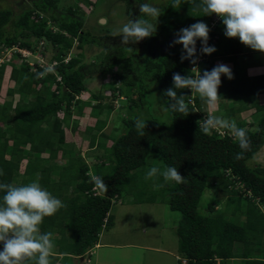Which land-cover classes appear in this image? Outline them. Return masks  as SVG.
<instances>
[{
	"label": "trees",
	"instance_id": "obj_1",
	"mask_svg": "<svg viewBox=\"0 0 264 264\" xmlns=\"http://www.w3.org/2000/svg\"><path fill=\"white\" fill-rule=\"evenodd\" d=\"M82 1L84 4L90 3V0ZM33 7L42 13L44 8L50 7L55 14H60V11L51 5L45 7L43 4L33 3ZM156 7L161 9L162 14L158 21H154L157 23V31L140 43L139 57L135 56L137 51L124 46L126 53L121 51L116 57L105 55V59H112H104L103 65L93 70V65H85L80 60V54V57H73L66 64L60 62L54 67L56 74L61 76V82L56 81V88L53 90L48 88L49 83L56 80L53 72L39 77L42 69L33 72L27 63L16 67L13 62L22 59L18 53L11 57L10 78L15 82L16 89H9L8 94L17 91L22 98L14 108L11 107V102L0 107L3 109L0 120H4L8 125L14 122L18 126L17 130L12 132H9L10 129L0 128V171L3 173L0 175V183L22 186L38 182L51 193L52 190H63L62 194L52 195L59 198L64 207L55 215L44 218L39 227L41 233H59V239L52 240L54 246L66 254L82 255L94 246L102 230L113 224V216L109 213L112 199L120 198L123 193L134 192L138 203H151L156 200L181 213L175 233L178 251L187 260L186 264H219L218 261L221 260H237L239 264H264V216L261 213V207H264V166L247 165V161L264 145V105L253 103L261 116L254 130L246 129L250 149L245 151L243 158L239 160L235 159V156L241 149L234 142L230 132L220 134L213 131L209 136L198 131L197 122L200 121V115L197 109L201 105L198 94L193 95L190 89L177 90L178 95H185V101L189 105L188 116L165 110L170 101L164 92L173 86V75L180 73L182 76L194 77V72L189 67L191 62H182L177 52V48L182 45L171 46L174 35L180 31L179 21L182 18L187 26L201 21L206 23L210 28L209 46L221 47V54L228 56L230 60L241 52V43L238 38L230 39L224 35L225 26L215 14L203 16L200 10L183 2L180 9L176 10L172 8V0ZM34 11L29 8L23 11L14 21L17 33L6 36L3 28L11 21L12 12L0 10V46L17 45L31 48L33 40H44L54 50L51 59L61 61L72 48L73 38L78 40L77 48H82L80 44L83 41L93 42L92 39L87 40L88 33L83 29V20L74 15L73 9L69 8L68 16L61 17L57 24H53L46 16L38 20L39 14L34 17ZM33 17L36 19L31 20ZM215 17L218 19L212 28L210 23ZM47 21L56 27L55 31ZM19 37L22 40H18ZM201 47L198 40L197 55ZM14 58L18 59L13 61ZM119 59L124 61L121 64L122 71L117 75L118 79L126 86L128 93L131 90L132 95H135L131 100L134 106L137 109L144 107L142 116L148 126L145 136L141 137L134 125V120L138 117L123 119L124 131L103 137L111 140V144L107 145L103 140L97 141V134L101 133L104 122L96 121L92 126L87 125L85 133L89 135L88 146L103 151L101 163L94 165L90 170L83 157L71 156L74 151L71 144L65 142L64 126H70L71 108L77 104L78 96L84 87V78L95 73H104L108 62L118 64ZM3 66L2 63L1 68ZM206 70L211 71L212 68L206 64L201 75ZM243 83H249L251 88L243 92ZM38 84L40 89L35 87ZM153 92L160 96L156 108H161L162 114L153 112L155 106L150 105L151 107L147 108L143 100V95ZM240 93L243 98L256 100L258 94L264 93V75L244 78L238 76L226 84L221 83L219 99L240 100ZM47 95H50V99L46 98ZM98 97L102 100L96 99V102L94 99L93 106L98 107L100 112L112 108L109 105L103 109V99L106 97ZM189 98H192L193 104L189 102ZM84 101L81 103H88ZM77 108L80 111L82 106L77 105ZM10 110L13 111L12 115ZM58 113L62 114L61 117ZM163 115L166 116L165 120ZM76 127V124L72 125L71 129L75 130ZM54 132L57 137L51 135ZM9 134H12L11 144L8 142ZM22 142L29 143V151L23 177L17 182L18 170L15 163L18 165L25 156L22 154L23 150L18 148V143ZM41 150L46 151L50 158H55L60 151L67 157V166L65 165L57 175L51 174L52 167L46 164L49 160L47 157L37 155L36 159H33V153H39ZM7 154L15 163L5 160ZM156 162L158 166L154 165ZM148 163L151 164L150 167H158L161 170L168 166L176 167L184 177L183 183L165 182L162 176H158L157 188L151 187L148 191H143L145 186L138 181L145 179L150 168L147 166L146 169ZM91 175L103 178L108 190H94V185L90 182ZM211 184H223L216 188L227 192V201L232 204L231 213L239 212L243 215L239 223L229 217L224 218L222 213L215 211V198L208 205L201 204V198L210 189ZM146 194L150 198H143ZM3 195L4 193L0 192V202ZM256 252H260L261 257H256ZM56 260L57 256L50 255L51 264Z\"/></svg>",
	"mask_w": 264,
	"mask_h": 264
},
{
	"label": "rangeland",
	"instance_id": "obj_2",
	"mask_svg": "<svg viewBox=\"0 0 264 264\" xmlns=\"http://www.w3.org/2000/svg\"><path fill=\"white\" fill-rule=\"evenodd\" d=\"M8 4V7H13L12 12V19L11 21L4 26V33L6 36H10L17 33V29L14 26V21L16 20V17L29 5L26 4V2H16L15 0H3ZM2 0H0V8L2 7ZM53 1V4H52ZM169 0H90V3H83L82 0H37L40 4H43V6L51 5L53 7H56L60 11V14H55L54 10H51L49 8H44L43 13H40L41 16L37 18L38 20L45 18L46 16L48 19L50 18L53 22V24H57V22L60 20L61 17L68 16L69 12L67 10L73 9L74 15L77 17H80L83 20V29L85 32L88 33L87 40L92 39V43H87V41H83L80 46L82 48H76L78 44V40H73L72 42V48L69 51L70 57H80L81 54V61L85 65H93L91 66L93 70H97L101 65H103L102 61L105 59V55L115 56L116 54H120L121 51L123 53H126V48L123 49L124 46H129L135 51L136 57H139L141 54L140 49V43H133L129 45H123L122 44V37H113L111 34L114 31H118L120 28H122L123 24L126 23L129 19H137L138 15L140 13L139 11V3L148 2L151 3L153 6H160L168 2ZM91 6V10H90ZM30 7V6H29ZM38 9V8H37ZM3 10V9H2ZM5 10V9H4ZM7 10V9H6ZM23 13V12H22ZM37 13L34 14V17H36ZM33 16V15H31ZM38 16V15H37ZM32 18L31 20L35 19ZM52 17V18H51ZM49 19V20H50ZM56 22V23H55ZM179 27L180 29L189 27L186 25V21L182 18L179 21ZM174 38L176 39V35H174ZM148 38H146L147 40ZM173 39V41L175 40ZM18 40H22L21 37L18 38ZM17 40V41H18ZM172 41V43H173ZM39 40H33L31 42L32 48L34 49L35 53L28 55V61L35 62L36 56H38V53L41 51V44L38 43ZM43 45V52L47 54V56H50L51 53V47L49 43L42 44ZM176 46V45H175ZM123 49V50H122ZM183 47L181 46L179 49L177 48V52L179 53L181 57ZM2 51H5L1 54ZM54 53V50L52 51ZM14 55L12 51H6L0 46V69L2 71L0 72L2 79H0L1 82V88H0V101L4 98L5 90L8 87H11L13 85L12 83L8 84V77L10 74V70L12 69L10 63V58ZM126 58V54H124ZM112 57L108 58L109 61L112 59ZM118 57V56H117ZM18 59V58H16ZM15 58L13 59L16 60ZM48 59V58H47ZM46 59V60H47ZM107 59H105L107 61ZM118 64L109 63L107 64L105 68V72L103 73H96V74H103V82L104 80L107 81L106 87L104 90H101L103 94H95L94 92L89 91V96L98 97L99 95H104V107L103 109L108 108L109 105H111V109H107L105 113H101L99 108L92 107L90 109H85L84 114H78L77 112L74 113L73 119L77 121V126L79 127L78 131L76 133H73L74 136H72V141L76 143L75 146H72L74 148V152L71 153V156H78L80 155L85 160L86 164L89 165L90 170L93 169L94 165H98L102 161V155L103 151L100 148H91L88 146V139L89 135L85 133V127L87 125H93L96 121L105 122V129L103 132H101L99 135V139L97 141H105L107 145L111 144L110 139H105L103 137H106L108 134H120L122 131H124L125 126L123 125V119H132V117H139L144 112V107H141L140 109H137L133 102L131 101L132 98L135 97V95H132L130 92L131 90H128L126 86L122 84V82L118 79V74L121 73V64L123 63L124 59H119ZM15 62V63H14ZM13 65L16 67H21L24 65L25 62L18 59L17 61H14ZM48 62V61H47ZM3 63V67L1 68V64ZM192 65V63H189V67ZM47 67V66H46ZM48 69L50 66L47 67ZM194 68H196V65H194ZM191 69V67H190ZM54 70V68H53ZM192 70V69H191ZM55 71V70H54ZM56 73V71H55ZM195 73V72H194ZM195 75V74H194ZM88 76H94V75H88ZM89 79V78H88ZM84 83H87V79H85ZM35 87L41 88L40 84L36 85ZM48 88L50 90H53L56 88V80L49 83ZM86 88L88 89V86L86 85ZM16 89V88H14ZM85 86L83 87V90L81 91V95H79L77 100V104H81V102L84 101L85 98L89 97L88 93H86ZM135 89V88H134ZM85 91V93L83 92ZM83 92V93H82ZM98 92V91H97ZM128 93V94H127ZM87 95V96H86ZM143 100L147 104V108L152 106H155L153 109V112L157 114H162L163 110L161 108H156V104H159L160 96L157 94V92H153L152 94H145L143 95ZM90 98V97H89ZM102 100V99H101ZM97 102V101H96ZM95 103V101L92 102V104ZM152 103V104H151ZM90 104V103H89ZM107 105V106H106ZM90 107V106H89ZM205 111L207 113L208 109H197V112L200 115V120H203L205 118L201 116V113ZM214 115H220L216 111H212ZM103 114L106 115V117L103 116ZM244 115V124H241L237 122V125L239 127H243L245 129L254 130L256 127V120L257 113L254 111L243 113ZM58 116L61 117V114L58 113ZM164 120L166 119V116L163 115L162 117ZM240 118V117H239ZM257 118V119H256ZM242 119V118H241ZM229 120V119H228ZM253 121V122H251ZM95 131V130H94ZM222 131V130H220ZM217 132V131H216ZM56 136V134H54ZM43 157H47V154H42ZM49 158V157H47ZM60 160H52L49 161V164L52 165V173L53 175H57V173L60 171V169L66 164L67 166V159L64 156L63 153H61V156H59ZM150 159V158H149ZM25 160L22 162L24 164ZM152 160H150V163ZM155 166H158V162L154 164ZM248 166H264V145L260 148V150L254 155L253 158L247 161ZM147 166H151V164L146 165V169H148ZM152 168V167H150ZM149 168V169H150ZM158 168V167H157ZM22 173V174H21ZM21 177H23V171L20 170L18 176H17V182H20ZM157 178H153L150 180H141L138 181L140 183L144 184L143 191H148V189L157 188ZM145 180V182H144ZM36 181V180H35ZM137 183V182H136ZM134 190H135V184ZM223 184H216V185H210V189L206 191V193L201 198V204L202 205H208V203L213 200L214 198L217 200V206L215 207V211L222 213L224 218H231L236 223H239L243 219V215L241 213L232 214L230 213L232 205L227 203L228 195L225 191H220V189L216 187H221ZM142 187V186H141ZM133 191V186H132ZM60 193V191H57L56 193ZM63 192V190H61ZM62 194V193H61ZM150 196L146 194L145 197L147 198ZM133 198L136 200L137 196L133 193H123L120 198L118 199H112L113 203L110 207L109 213L113 216V224L108 229H105L101 234L102 243H118V244H126V242H132L135 244H139V238L140 240L142 237L146 236L145 242L148 241L149 244L158 246L159 242H162L164 245H170L174 244L178 247V241L177 236L175 233V227L177 222L181 218V213L178 211H173L169 208V206L166 203H161L156 201L154 204L151 202H142L140 204L133 203H126L119 204L122 201H134ZM126 207V208H125ZM261 213L264 216V207H261ZM151 220V222H149ZM150 224V225H149ZM152 225V227H151ZM145 233V234H144ZM262 245L264 247V234L262 238ZM127 250V252H126ZM264 253V248L263 252ZM98 254V255H97ZM260 252H256V257H261L262 255ZM133 255L137 256V264H149L150 261H152L158 254H156L155 251H147L142 250L140 248H122V249H113V248H100V249H94L93 254L91 255V263H97V264H124L121 262V260H126L125 257ZM180 257L182 255L178 253ZM97 258V260H96ZM223 261V260H222ZM218 261L219 264H225L223 261ZM179 262V260H178ZM127 264V263H125ZM180 264V262L178 263ZM231 264H239V261H233Z\"/></svg>",
	"mask_w": 264,
	"mask_h": 264
},
{
	"label": "clouds",
	"instance_id": "obj_3",
	"mask_svg": "<svg viewBox=\"0 0 264 264\" xmlns=\"http://www.w3.org/2000/svg\"><path fill=\"white\" fill-rule=\"evenodd\" d=\"M182 2L194 6L203 13V16L215 14L222 20L225 26L224 35L227 38H238L243 45L254 51L264 53V0H198V2L197 0H172V8L179 10ZM29 6V9L35 10L33 15L38 14L33 5ZM139 11L140 16L137 19H129L122 28L111 34L113 37H122L123 45L139 43L153 36L157 31V23L154 21H158L162 15L161 9L151 3L143 2L139 3ZM39 15L41 14L39 13ZM47 23L50 25V21ZM50 27L53 28V31L56 30V27L51 25ZM209 33L210 28L206 23L202 21L194 23L189 27L180 29L171 46L182 45L181 61L188 60L195 65L199 59L196 48L198 40L202 45L201 54L211 55L217 50L208 44ZM73 40L76 39L73 38ZM38 43L41 44V49H39L41 52L36 56L35 62L28 61V56H22L19 52L16 53L29 65L31 71L43 70L39 77L48 72H53L56 81L61 82V76L56 74L53 68L60 62L66 64L71 59L70 49L61 61H57L51 59V55L48 57L46 53H43L42 44H45L44 40H39ZM12 47L30 50L32 54L35 53L32 47L2 46L4 50ZM4 52L2 51L1 54ZM39 54L43 59L42 67L37 64L40 58ZM66 57L69 59L65 62ZM53 61H56L57 64L52 65ZM46 66H50V68L48 69ZM57 76H60V80H57ZM222 76H226L229 80L234 78L231 68L222 63L215 66L211 71H204L202 75L199 71L195 77L175 73L172 78L173 86L164 92L170 101L165 110L179 113L181 116H188L189 105L185 101V95H178L177 90L190 89L193 95L198 94L201 102L208 109L205 118L197 122L198 131L209 136L213 131L219 132L222 129L230 132L234 142L241 149V152L235 156V159L239 160L243 158V153L250 149V140L246 129L239 127L235 120L222 118L214 115L211 111L220 98L219 88L222 83ZM134 125L137 134L144 137L148 123L142 115L134 120ZM2 174L0 171V175ZM158 176H162L165 182L179 184L184 181V177L173 166H168L163 170L152 167L147 171L145 180ZM90 182L93 183L94 190L102 192L108 190L103 178L99 176L91 175ZM0 192L4 193L2 202H0V244L3 245V250H0V264H51L50 255L54 248L52 233H41L39 226L43 223L44 218L55 215L63 208V202L44 189L38 182H30L22 186L0 183ZM181 259L185 258H180L179 262Z\"/></svg>",
	"mask_w": 264,
	"mask_h": 264
},
{
	"label": "crops",
	"instance_id": "obj_4",
	"mask_svg": "<svg viewBox=\"0 0 264 264\" xmlns=\"http://www.w3.org/2000/svg\"><path fill=\"white\" fill-rule=\"evenodd\" d=\"M15 1L16 2H26L27 5H33V3L40 4L39 2H37V0H15ZM28 8H29V6L26 7L25 9H23V11L27 10ZM2 9L3 10L7 9V10H10L11 12H13V7L9 8L8 4L5 1L2 2V7L0 8V10H2ZM23 11H21V13ZM21 13H19V15ZM214 47L217 50L214 53H212L211 55L201 54V52H199V54L197 55L199 57V59H198L197 64H195L196 68H194V64H192L190 66L192 69V72L199 73V71H200V73H201L204 70V68L206 67V64H207V66H209V68L211 67L213 69L215 66L222 63V64H225L231 68L233 76H234L233 79H235L238 76L241 78H244V77H254V76L264 75V53L254 51L251 48H249V47H247L241 43V52L236 54V56L232 60H230V59H228V56L221 54V52H220L221 47H218V46H214ZM51 50L53 51V49H51ZM52 51H51L50 55H52V53H53ZM1 71H2V69H0V72ZM103 74H96L95 73V74H92L94 76H86L84 78L83 84L85 86V89H87L86 85L88 86V89L86 90V93H88V96H89V91L94 92L95 94H97V93L103 94L100 91L104 90L106 87V84H107L106 80H104V82L102 81L103 80V78H102ZM0 79L2 82L3 78L0 77ZM85 79H87V83H84ZM221 81L223 84H226L229 81V79L226 76H222ZM1 82H0V86H1ZM7 82H8V84L12 83L13 85H11V87L6 88L5 94H4L5 96L0 101V107L4 103L11 102V107L14 108L15 104L22 98V96L17 91H13L11 93V95L8 94L9 89L16 88L14 86L15 82L10 78V74H9ZM241 87H242V91L245 92L251 88V85L249 83H243ZM83 92L85 93V91H83ZM242 93H240V95H239V97L241 98L240 100H236L233 98H231V99H226V98L218 99L217 104L215 105V107L211 111H216L217 113L220 114L219 116H221L222 118L229 119V120H235L236 123L239 122L241 124H244V122H245V121L242 122L244 120V115H242V114L246 113V112H250V111L256 112L258 114L257 118L259 119L261 114L258 111H256L253 103L256 102L258 105H264V93L258 94L256 100H252V99L246 98V97L243 98V95H241ZM89 97L84 99L85 100L84 102H88V103L75 104L72 106V108H71L72 109V121L70 122L69 127L64 126L65 142L68 143L69 145L71 144V146L76 145V143L74 141H72V136H74L73 133H76L79 129L78 126L76 127L75 130L71 129L72 125H75V124L77 125V121H75L73 119L74 113L77 112L81 116V114L85 113V109H90L92 107V105L94 104V103L92 104L93 101H95L96 99L98 101H100V99H101L100 97H93V96H89ZM46 98L50 99V95H47ZM77 105L82 106V109L80 111L78 110ZM198 108L199 109H205V108H207V106L201 102V105ZM0 110H1V108H0ZM12 112L13 111H11V110L9 111L10 115H12L11 114ZM105 112L106 111H101V113H105ZM1 113H3V109L1 110L0 114ZM205 115H206V112L203 111V113H201V116L204 117ZM103 116L106 117L105 114H103ZM258 119L256 120V123L258 122ZM251 122H253V121H251ZM104 124H105V122H104ZM105 125H104L103 129L101 130V132L104 131ZM90 126H92V125H90ZM0 128H3V129L7 128V130L10 129L9 132H12V130H17L18 126L14 122H11L10 125H8L4 120H0ZM222 131L228 132L227 130H223V129H222ZM54 134H56V136ZM11 135L12 134H9V141H8L10 144L12 142V136ZM51 135L53 137H57V133H55V132L52 133ZM18 148L22 149L23 150L22 154L25 155V156H23V158H21L18 165H17V163H15V160H12L10 158L9 154H7L5 156V160H9L12 163H15L16 168L18 170V174H19L20 170L24 171V167H25L26 160H27L26 155H27V152L29 151V143H27V142H22V144L18 143ZM91 148H95V147H91ZM73 151H74V148H73ZM42 154H47V157H49V154L46 153V151L41 150L39 153L38 152L33 153V159H36L37 155H39L42 158H46V157H43ZM59 156H61L60 151L57 153V156L55 158L49 157L48 158L49 160H47L46 164L48 166L52 167V165L49 164V161H52V160L56 161L57 159L60 160V158H58ZM66 159H67V157H66ZM24 160H25V162H24V164H22V162ZM62 168L60 169V171L62 170ZM52 169H53V167H52ZM57 191H60V193L58 192L57 194L62 193L61 190H52V193H56ZM133 200L134 201H131V202L122 201L119 204L126 205V203H133V202H135L136 204H140L134 198H133ZM154 202H152V203L154 204ZM156 203H157V201H156ZM227 203H228V201H227ZM230 204L231 203H229V205ZM230 213H231V210H230ZM235 213H239V212H235ZM149 222H151V220ZM151 227H152V225H151ZM104 230L105 229H103L102 232ZM102 232L99 234L97 243L94 246H92L86 253H84L82 255L76 256L74 254H66V253H63L59 247L54 246V248L51 250V255L57 256V260L54 262V264H92L91 263V255L93 254L94 249H100V248H104V247L113 248V249H122V248H136V249H138V248H140L144 251L145 250L155 251L156 254H158V255L152 261H150L149 264H178L179 263L178 260L180 258H182L178 255L179 251H178L177 244H176V246L174 244L166 245V243L164 245L162 242H159L158 246H155V245L149 244L148 241L145 242L146 239H144V238H146V236L142 237L141 240L139 238V242H140L139 244H135L132 242H126V244H118L116 242H114V243H102V241H100V239H101L100 237H101ZM59 237H60L59 233L52 232V239L58 240ZM176 242H177V240H176ZM0 250H3L2 244H0ZM126 252H127V250H126ZM125 259L126 260H121V262L124 264L125 263L137 264V260H138L137 256H133V255H129V256L125 257ZM96 260H97V258H96ZM233 261H237V260H227L224 262H225V264H231ZM93 264H97V263H93Z\"/></svg>",
	"mask_w": 264,
	"mask_h": 264
},
{
	"label": "built area",
	"instance_id": "obj_5",
	"mask_svg": "<svg viewBox=\"0 0 264 264\" xmlns=\"http://www.w3.org/2000/svg\"><path fill=\"white\" fill-rule=\"evenodd\" d=\"M90 9H91V6H90ZM39 16H41V15H39ZM217 19H218L217 17H215V18L212 19V21L210 23L211 24L210 26L212 28L215 26ZM5 50L6 51H12L13 53L19 52V53H21L22 56H25V57L28 56V55H30V54H32V52L30 50H21V49H19L17 47H12V48H8V49L6 48ZM39 55H40V58L38 59L37 64L42 67L43 66V59L41 57V54H39ZM68 59H69V57H66L64 59V61L66 62ZM56 64H57L56 61H53L52 62V65H56ZM30 65H32V64H30ZM194 74H195L194 77L198 75V73H194ZM57 80H60V76H57ZM189 102L191 104H193L192 98H189ZM218 133L224 134L225 131H219ZM263 259H264V257H263ZM186 263H187V261L185 259H181L180 264H186Z\"/></svg>",
	"mask_w": 264,
	"mask_h": 264
}]
</instances>
